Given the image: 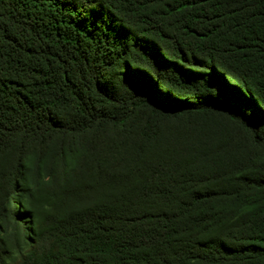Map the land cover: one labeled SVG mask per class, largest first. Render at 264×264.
Returning a JSON list of instances; mask_svg holds the SVG:
<instances>
[{"label":"trees","instance_id":"trees-1","mask_svg":"<svg viewBox=\"0 0 264 264\" xmlns=\"http://www.w3.org/2000/svg\"><path fill=\"white\" fill-rule=\"evenodd\" d=\"M0 264H264V0H0Z\"/></svg>","mask_w":264,"mask_h":264}]
</instances>
